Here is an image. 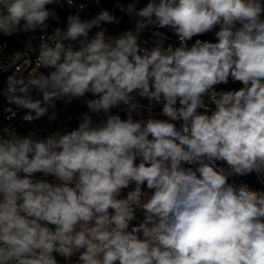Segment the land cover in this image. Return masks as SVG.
<instances>
[{
	"label": "clouds",
	"instance_id": "9594fccd",
	"mask_svg": "<svg viewBox=\"0 0 264 264\" xmlns=\"http://www.w3.org/2000/svg\"><path fill=\"white\" fill-rule=\"evenodd\" d=\"M100 2L0 0V264H264V0Z\"/></svg>",
	"mask_w": 264,
	"mask_h": 264
},
{
	"label": "built area",
	"instance_id": "2783aa9c",
	"mask_svg": "<svg viewBox=\"0 0 264 264\" xmlns=\"http://www.w3.org/2000/svg\"><path fill=\"white\" fill-rule=\"evenodd\" d=\"M77 2L78 3H85L86 0H77ZM112 6L113 5H109V4L105 3L104 0H101L100 5H99V7H104V8H109V9L112 8ZM96 11H98V6L93 4V3H88L84 15H88L89 12L95 13ZM64 15H66V11H61V16H64ZM9 46H10V48H15L18 45L15 41L10 40ZM0 104H2V102H0ZM69 111H71V109ZM2 118H3V113H2V111H0V119H2Z\"/></svg>",
	"mask_w": 264,
	"mask_h": 264
},
{
	"label": "rangeland",
	"instance_id": "374dc122",
	"mask_svg": "<svg viewBox=\"0 0 264 264\" xmlns=\"http://www.w3.org/2000/svg\"><path fill=\"white\" fill-rule=\"evenodd\" d=\"M104 2H105V0H104ZM112 3L111 4H109V3H107V2H105V3H107V4H109V5H113V3L115 2V0H112L111 1ZM250 180H253V185L254 186H258V185H255V183H254V179L253 178H249Z\"/></svg>",
	"mask_w": 264,
	"mask_h": 264
},
{
	"label": "trees",
	"instance_id": "16d2710c",
	"mask_svg": "<svg viewBox=\"0 0 264 264\" xmlns=\"http://www.w3.org/2000/svg\"><path fill=\"white\" fill-rule=\"evenodd\" d=\"M111 1H112V0H105V2H107V3H109V4L112 3Z\"/></svg>",
	"mask_w": 264,
	"mask_h": 264
}]
</instances>
